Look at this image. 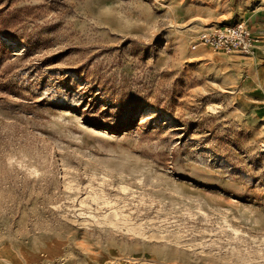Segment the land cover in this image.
I'll return each mask as SVG.
<instances>
[{
  "label": "rangeland",
  "instance_id": "obj_1",
  "mask_svg": "<svg viewBox=\"0 0 264 264\" xmlns=\"http://www.w3.org/2000/svg\"><path fill=\"white\" fill-rule=\"evenodd\" d=\"M264 0H0V264H264Z\"/></svg>",
  "mask_w": 264,
  "mask_h": 264
},
{
  "label": "built area",
  "instance_id": "obj_2",
  "mask_svg": "<svg viewBox=\"0 0 264 264\" xmlns=\"http://www.w3.org/2000/svg\"><path fill=\"white\" fill-rule=\"evenodd\" d=\"M259 40L247 22H238L202 32L194 48L204 46L215 52L253 56Z\"/></svg>",
  "mask_w": 264,
  "mask_h": 264
},
{
  "label": "crops",
  "instance_id": "obj_3",
  "mask_svg": "<svg viewBox=\"0 0 264 264\" xmlns=\"http://www.w3.org/2000/svg\"><path fill=\"white\" fill-rule=\"evenodd\" d=\"M254 18L257 21V24H255L253 27L250 25V23L248 21H246L249 26L251 27V29L254 30H264V13H255Z\"/></svg>",
  "mask_w": 264,
  "mask_h": 264
}]
</instances>
